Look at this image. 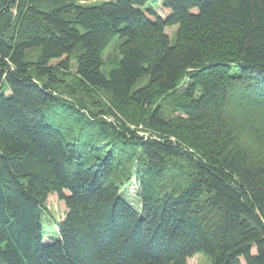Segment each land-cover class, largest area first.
<instances>
[{
    "label": "trees",
    "instance_id": "1",
    "mask_svg": "<svg viewBox=\"0 0 264 264\" xmlns=\"http://www.w3.org/2000/svg\"><path fill=\"white\" fill-rule=\"evenodd\" d=\"M91 1L0 0V264H264V0Z\"/></svg>",
    "mask_w": 264,
    "mask_h": 264
},
{
    "label": "rangeland",
    "instance_id": "2",
    "mask_svg": "<svg viewBox=\"0 0 264 264\" xmlns=\"http://www.w3.org/2000/svg\"><path fill=\"white\" fill-rule=\"evenodd\" d=\"M103 1L108 0H92L90 3H100ZM146 4H150L159 14L160 16L163 15L162 12V6L161 3L158 2V0H148ZM178 28V24H171L165 26V32L169 35V38L171 42H173L176 30ZM120 41L118 39H113L107 48L105 49L102 60H103V68L105 70H108L113 66V63L116 62V60L119 58L118 54V45ZM163 108H165V112H168L169 105L164 104ZM139 132L143 131L141 129H138ZM130 187V186H129ZM135 189V186L132 184L130 188L123 189L121 191L122 195L127 199L132 201V205L137 208L138 207V201L133 194V190ZM135 191V190H134ZM46 208V214L42 215V225L44 229V237L45 238H53L56 235V223L60 219L64 207L63 205L55 199V197H48L45 203ZM212 260L209 256L203 254V253H196L193 256L189 257L187 259L186 264H211Z\"/></svg>",
    "mask_w": 264,
    "mask_h": 264
}]
</instances>
